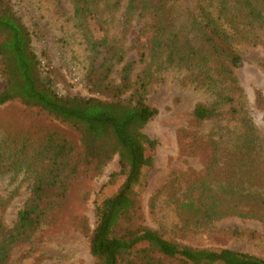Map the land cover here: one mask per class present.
Listing matches in <instances>:
<instances>
[{
	"label": "rangeland",
	"instance_id": "374dc122",
	"mask_svg": "<svg viewBox=\"0 0 264 264\" xmlns=\"http://www.w3.org/2000/svg\"><path fill=\"white\" fill-rule=\"evenodd\" d=\"M8 1L31 34L43 75L49 64L61 77L55 84L60 94L107 98L106 91L93 90L88 82L93 77L98 83L99 73L95 70H100L104 58L111 61L105 80L110 88L120 83L122 69L128 63H132V88L138 77L147 74L144 98L157 113L143 131L156 143L147 149L153 166L143 171L141 182L135 186L138 222L182 244L229 248L264 258L263 222L253 215L241 217L232 212L250 209L255 215L264 214V209L238 203V193L264 189V114L254 105L255 94L264 95L263 44L239 41L224 18L218 17L219 0H165L169 24L179 36L184 34L199 46L200 26L204 13H209L234 36L233 46L241 57L235 69L239 88L226 87L224 94L232 102H217L218 116L197 121L194 107L213 105L220 86L207 88L201 76L191 75L198 74L197 70L168 65L165 55L150 58L147 44L151 8L128 12L130 0ZM158 1L163 0H153L152 4ZM255 1L264 13V0ZM254 35L264 41V29L256 28ZM3 86L0 73V91ZM130 93L128 90L121 98L128 100ZM55 130L75 148L72 162L76 164V174L66 197L50 208L30 239L11 249L4 264H95L89 252L95 202L117 189L119 180L109 183V177L121 170L118 155L100 170L88 168L81 162L80 135L74 127L17 99L0 105V154H19L24 141L32 143ZM25 147L29 155L32 146ZM32 180L25 167L0 173L1 230L14 224L29 196ZM202 181L224 191L223 199L229 201L223 208L227 212L224 216L204 221L196 215L203 213L201 208L181 206L198 198ZM143 249L144 245H137L130 251H121V260L123 256H139Z\"/></svg>",
	"mask_w": 264,
	"mask_h": 264
},
{
	"label": "trees",
	"instance_id": "16d2710c",
	"mask_svg": "<svg viewBox=\"0 0 264 264\" xmlns=\"http://www.w3.org/2000/svg\"><path fill=\"white\" fill-rule=\"evenodd\" d=\"M152 1L130 0L128 4V12L151 8L148 10L151 35L147 44L148 55L151 59L165 55L164 61L168 65L197 70L198 74L191 75L201 76L202 85L209 89L220 86L213 105L197 104L193 109L197 121L215 118L219 115L217 102H232L228 95H224L226 87L232 90L239 88L235 69L241 57L233 46L234 36L229 31L238 35L236 38L241 42L264 46V41L254 35L256 28L264 29L263 10L255 0H219L218 17L224 18L229 31L217 18L204 13L199 46L196 47L184 34L179 36L173 24H169L165 0L158 1L156 5ZM85 8L82 6V9ZM110 62L104 58L100 70H95L99 73L98 83L93 77L88 79L93 90L106 91L107 98L60 94L55 84L61 77L56 76L49 64L43 75L41 61L32 48L29 30L9 1L0 0V73L4 78L0 105L17 99L74 127L80 135L81 162L88 168L100 170L114 155H118L121 170L109 177V183L119 180L117 189L95 202V224L89 234V252L95 264H264V258L247 252L182 244L138 222L139 202L135 186L141 182L143 171L153 166L147 149L156 143L145 134L143 127L157 110L149 106L144 98L149 82L147 74L138 77L137 85L134 83L136 86L132 88V63L123 67L120 83L110 88L105 82L111 70ZM128 90H131L129 99H122L121 95ZM254 105L264 114V95L261 92L255 94ZM30 144L32 148L28 155L25 146ZM20 146L19 154H0V173L25 167L33 180L29 196L18 210L12 227L0 229V264L6 262L17 243L30 239L39 229L50 208L66 197L76 174L77 167L72 162L75 148L59 131H51L32 143L24 141ZM201 187L203 189L198 198L181 206L196 210L201 208L203 213L196 215L204 221L224 216L227 212L223 208L229 203L227 198L223 199L224 191L214 189L212 183L205 181H202ZM248 192L238 193L241 195L238 203H248L250 208L257 207V210L264 209V189ZM232 212L241 217L253 215L264 224L261 212L258 215L250 209ZM137 245H144L139 256H123L124 260H121V251H130Z\"/></svg>",
	"mask_w": 264,
	"mask_h": 264
}]
</instances>
